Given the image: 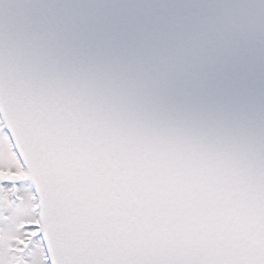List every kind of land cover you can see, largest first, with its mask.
<instances>
[{
	"label": "water",
	"instance_id": "obj_1",
	"mask_svg": "<svg viewBox=\"0 0 264 264\" xmlns=\"http://www.w3.org/2000/svg\"><path fill=\"white\" fill-rule=\"evenodd\" d=\"M215 0H0V119L30 180L50 264H144V237L156 218L154 169L142 144L108 105L98 70L135 57L181 72L217 48L234 61L264 51L257 21L251 42L241 21L214 14ZM83 9L85 19L120 37L121 47L74 71H38V34ZM107 47V46H106ZM78 68V70H75ZM232 264H264V244L235 239Z\"/></svg>",
	"mask_w": 264,
	"mask_h": 264
},
{
	"label": "clouds",
	"instance_id": "obj_2",
	"mask_svg": "<svg viewBox=\"0 0 264 264\" xmlns=\"http://www.w3.org/2000/svg\"><path fill=\"white\" fill-rule=\"evenodd\" d=\"M215 2L228 7L214 14L226 23L240 20L250 45L257 21L264 19V0ZM235 64V86L215 99L196 89L178 91L183 72L174 66L135 57L97 74L106 78L108 105L124 121L127 134L149 146L161 163L164 179L156 193L186 199L194 208L213 200L218 188L227 194L220 215L231 236L264 244V51L259 59L246 51ZM37 67L44 77L74 71L66 60L40 50ZM190 239L178 255H215L198 242L201 237ZM225 254L240 258L231 248Z\"/></svg>",
	"mask_w": 264,
	"mask_h": 264
},
{
	"label": "snow or ice",
	"instance_id": "obj_3",
	"mask_svg": "<svg viewBox=\"0 0 264 264\" xmlns=\"http://www.w3.org/2000/svg\"><path fill=\"white\" fill-rule=\"evenodd\" d=\"M41 53H51L59 60L84 61L90 57H98L106 52H116L121 47L120 37L101 31L94 23L85 19L83 9L72 8L64 17L46 23L38 34ZM107 46V47H106ZM235 61L222 48L201 57L199 63L184 70L178 91L184 88L196 89L210 98L225 95L235 86ZM7 131V129H5ZM144 157L154 169L155 187L163 182L164 173L160 161L152 149L142 145ZM21 181L0 180V188L8 189L15 186L19 191ZM214 199L197 203L193 208L183 198L173 196L171 200L161 193L157 194L156 218L152 230L144 237L143 249L149 258L144 264H232L226 257V248H231L235 238L223 226L220 205L226 201L227 194L218 188L213 190ZM198 210H201L198 212ZM178 221L182 223L178 224ZM35 225L25 223L18 231H13L14 248L23 254V264H33V245L40 241L41 234L37 231L31 243L22 238L24 232L34 230ZM177 232L180 235H174ZM194 237L206 249L215 255L207 259H189L178 255L192 242ZM0 264H8V253L0 242Z\"/></svg>",
	"mask_w": 264,
	"mask_h": 264
},
{
	"label": "rangeland",
	"instance_id": "obj_4",
	"mask_svg": "<svg viewBox=\"0 0 264 264\" xmlns=\"http://www.w3.org/2000/svg\"><path fill=\"white\" fill-rule=\"evenodd\" d=\"M0 177L2 180L21 181L19 191L16 188V200L12 201L8 189H0V242L8 253V264H23V254L14 248L15 237L13 231H18L27 223L37 225L35 203L32 198L33 189L25 186L23 181L25 174L21 169L8 135L2 132L0 135ZM36 230L26 231L22 238L31 243ZM33 264H50L46 260L43 243L37 241L33 245Z\"/></svg>",
	"mask_w": 264,
	"mask_h": 264
},
{
	"label": "flooded vegetation",
	"instance_id": "obj_5",
	"mask_svg": "<svg viewBox=\"0 0 264 264\" xmlns=\"http://www.w3.org/2000/svg\"><path fill=\"white\" fill-rule=\"evenodd\" d=\"M2 132H3V127H2V122H1V119H0V135L2 134ZM0 180H2V177H0ZM23 181L25 182V186H26V187L29 186V187L31 188V190H32V186H31L30 181H29L27 178H24ZM0 189H1V188H0ZM13 190L16 191V187H15V186H12V187L8 188L9 193H10V192L13 193ZM14 197H15V196H14ZM32 198H33V200H34V192H32ZM34 229L36 230V232H37V231L39 232V229H38V227H37L36 225H35V228H34ZM35 235H36V233H35ZM35 235H34V237H35Z\"/></svg>",
	"mask_w": 264,
	"mask_h": 264
}]
</instances>
